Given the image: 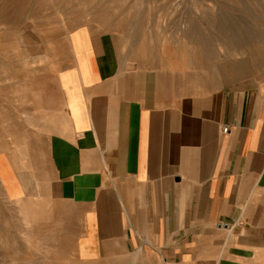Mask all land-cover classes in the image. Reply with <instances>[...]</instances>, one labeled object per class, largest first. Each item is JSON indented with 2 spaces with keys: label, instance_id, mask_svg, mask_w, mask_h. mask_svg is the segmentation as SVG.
<instances>
[{
  "label": "crops",
  "instance_id": "1",
  "mask_svg": "<svg viewBox=\"0 0 264 264\" xmlns=\"http://www.w3.org/2000/svg\"><path fill=\"white\" fill-rule=\"evenodd\" d=\"M66 43L27 140L0 150L3 194L51 264H264V79L212 86L89 24Z\"/></svg>",
  "mask_w": 264,
  "mask_h": 264
},
{
  "label": "rangeland",
  "instance_id": "2",
  "mask_svg": "<svg viewBox=\"0 0 264 264\" xmlns=\"http://www.w3.org/2000/svg\"><path fill=\"white\" fill-rule=\"evenodd\" d=\"M223 23L257 37L238 43ZM83 24L117 35L124 53L176 59L183 52L187 63L174 67L212 86L264 79V0H0V150L13 129L27 140L29 98L68 66L67 34ZM14 202L0 186V264H51L44 231L35 217L26 229Z\"/></svg>",
  "mask_w": 264,
  "mask_h": 264
},
{
  "label": "bare ground",
  "instance_id": "3",
  "mask_svg": "<svg viewBox=\"0 0 264 264\" xmlns=\"http://www.w3.org/2000/svg\"><path fill=\"white\" fill-rule=\"evenodd\" d=\"M224 16H226V15H224ZM230 16H231V15H230ZM230 16H229V17H230ZM226 18H227V17H226ZM226 18H225V19H226ZM230 18H231V21H232V16H231ZM222 19H223V17H222ZM244 19H245V18H244ZM244 19H243V21H246V20H244ZM246 19H247V18H246ZM229 20H230V19H229ZM234 21H235V20H234ZM239 21H240V20H239ZM226 22H227V20H226ZM226 22H224V23H226ZM235 22H236V21H235ZM224 23H223V25H225ZM229 23H230V22H229ZM229 23L227 24L228 26L225 25V27H226L227 31H229L230 34H232V37H233V40H234V41H236V42H238V43H243V42H245L246 40H253V39H256V37H257V33H255L254 31H252V30H250V29H248V28H246V27H245V28L242 27L241 30H239V31H235V30H234L235 27H233V26L231 27V24H230V26H229ZM248 23H249V22H248ZM244 24H245V23H244ZM246 24H247V23H246ZM219 25H220V24H219ZM232 25H233V24H232ZM249 25H251V24H248V26H249ZM235 26H236V25H235ZM236 27H237V26H236ZM251 27H252V26H251ZM218 28H219V27H218ZM218 28H217V29H218ZM249 28H250V27H249ZM219 29H220V28H219ZM219 29H218V30H219ZM200 30H202V29H200ZM220 30H221V29H220ZM237 30H238V29H237ZM221 31H222V30H221ZM227 31H226V32H223V33L228 34ZM193 32H194V31H193ZM196 32H198V30H196ZM196 32H195V33H196ZM201 34L203 35V33H201ZM206 34H207V33H206ZM230 34H229V35H230ZM211 35H212V34H211ZM193 36H194V35H193ZM193 36H192V37H193ZM200 36H201V35H200ZM207 36H208V35H207ZM212 36H214V35H212ZM226 36H227V35H226ZM194 37H195V36H194ZM222 37H223V36H222ZM200 38H201V37H200ZM200 38H199V39H200ZM227 38H228V37H227ZM199 39H198V40H199ZM207 39H209V37H208ZM213 40H214V37H213ZM193 41H194V40H193ZM199 41H200V40H199ZM199 41H198V42H199ZM231 41H232V40H231ZM242 41H243V42H242ZM207 42H209V41H207ZM210 42H211V40H210ZM212 42H213V41H212ZM212 42H211V43H212ZM202 43L206 44L205 42H202ZM211 43H210V44H211ZM199 45H200V43H199ZM176 46H177V45H176ZM200 46H201V45H200ZM202 47H203V46H202ZM204 47H205V45H204ZM204 47H203V48H204ZM177 49H178V48H177ZM201 49H202V48H201ZM204 49H205V48H204ZM206 49H207V48H206ZM197 56H198V55H197ZM209 56H210V55H209ZM152 57H157V56H156L155 54H153ZM157 58H158V57H157ZM179 58H180V59H179V62H178V63H180V64H185V63H187V61H188V60H187V57L184 55L183 52H180ZM155 59H156V58H155ZM6 129H8V127H6ZM80 203H81V202H80ZM60 228H61V227H60ZM50 253H51V252H50Z\"/></svg>",
  "mask_w": 264,
  "mask_h": 264
},
{
  "label": "built area",
  "instance_id": "4",
  "mask_svg": "<svg viewBox=\"0 0 264 264\" xmlns=\"http://www.w3.org/2000/svg\"><path fill=\"white\" fill-rule=\"evenodd\" d=\"M226 130H227V128H224L222 131H223V132H226Z\"/></svg>",
  "mask_w": 264,
  "mask_h": 264
}]
</instances>
